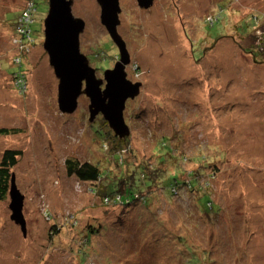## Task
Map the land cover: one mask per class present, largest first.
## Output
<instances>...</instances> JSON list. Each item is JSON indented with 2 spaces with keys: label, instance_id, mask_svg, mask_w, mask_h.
Returning a JSON list of instances; mask_svg holds the SVG:
<instances>
[{
  "label": "rangeland",
  "instance_id": "1",
  "mask_svg": "<svg viewBox=\"0 0 264 264\" xmlns=\"http://www.w3.org/2000/svg\"><path fill=\"white\" fill-rule=\"evenodd\" d=\"M119 3L126 77L142 83L123 111L128 169L137 179L144 163L134 159L155 166L172 152L186 170L208 160L212 166L198 174L211 212L203 215L197 195L155 182L147 204L104 206L92 184L66 174L68 157L109 160L105 168L101 134L111 129L101 114L89 121L84 94L73 113L59 111L58 79L43 49L48 1L38 3L31 43L10 25L27 0H0V126L20 129L0 136V157L4 148L23 151L14 176L26 221L23 232L9 196L0 201V264H264V52L251 37L264 0H154L147 9ZM72 13L85 21L80 51L103 79L119 52L100 7L74 0ZM18 71L27 79L24 93L13 80ZM160 225L173 233H158Z\"/></svg>",
  "mask_w": 264,
  "mask_h": 264
},
{
  "label": "water",
  "instance_id": "2",
  "mask_svg": "<svg viewBox=\"0 0 264 264\" xmlns=\"http://www.w3.org/2000/svg\"><path fill=\"white\" fill-rule=\"evenodd\" d=\"M73 1L48 0L49 9L43 21V49L58 79L59 111L63 114L73 113L78 106V98L84 94L89 99V121L101 114L114 133L122 137L128 130L123 115L125 103L139 95L142 83L126 77L125 67L130 62V55L117 29L121 12L119 0H96L100 7V22L119 52V59L114 66L104 70L103 79L97 78L87 56L80 51L79 38L85 28V21L73 15ZM136 1L144 9L151 7L154 2ZM9 199L11 219L25 232L24 195L16 186L14 174L11 175Z\"/></svg>",
  "mask_w": 264,
  "mask_h": 264
},
{
  "label": "trees",
  "instance_id": "3",
  "mask_svg": "<svg viewBox=\"0 0 264 264\" xmlns=\"http://www.w3.org/2000/svg\"><path fill=\"white\" fill-rule=\"evenodd\" d=\"M40 1L48 0H38L34 8L35 11L32 12V16H34L35 12H37L38 3ZM19 16L15 18L10 25L18 28V32H22V36L25 38L26 42L32 43V41L36 40L33 36L34 30L32 28V24L35 21L23 23L21 17ZM261 18L264 17L260 16L259 18L257 16H252L251 18L253 23H255V25H253V27L255 26L254 34L252 32L251 36H256L254 38L256 41L254 46L259 54L264 52V29H261L260 25L257 24V19ZM33 20H35V16ZM27 45L29 46L28 43ZM15 48L20 50L18 47ZM23 72L24 71L14 72L12 75L14 82L17 83L18 89L20 91L23 89L24 93L25 86L27 85V79H24ZM100 116L102 119L103 116ZM105 124L109 127L107 121ZM126 126L129 127L127 124ZM19 131L20 129L10 128L4 125L0 126V136L13 135ZM107 132V134H101L103 141L100 148L103 152L105 150L108 153V156L110 157V163H112V165H109L110 163H108L107 166L105 165V168L101 166L103 164H107L109 160L104 163L98 162L97 164L91 163L89 161L81 162L78 159L71 157H68L64 160L66 174L69 176H74L79 182H83L84 184H92V187H89V190L91 189L93 193L97 191L100 192L99 196L101 197V203L104 206L111 205L119 208H125L136 202L147 204L150 199H152V194H154L152 193V188L155 182L156 184L162 185L164 188H166L169 193H176L178 189H184L185 191H189L190 194L197 195L196 205L202 204L204 206L205 213L203 215L211 212L209 209V207H211L210 198L208 194L204 192L205 189L203 190L204 187H208V184L206 183L204 186L201 185L200 178L202 174H198V170L200 168L208 169L210 165L212 166V164H209L208 160L206 162L200 159L202 162H200L199 165H197L195 168L186 170L183 169L179 163H177L178 158L176 161L175 157L173 156V152L170 155L166 154V163L162 162L161 160L157 162L155 166L149 164L148 157L147 160L140 159L135 161L134 159V163L136 165H141L144 163L142 166L143 169L139 174L140 176L136 179L135 172L133 169L129 171L128 163L125 160V156H127V154L129 155V153H133L129 147L123 146L122 144L126 138L119 137L112 129L110 132ZM100 133H102V131ZM168 140L169 139H167V141ZM22 155L23 151L17 148H4L1 152L0 201L5 200L6 197L9 196L11 175L14 174V168L18 164V161ZM142 157L144 156L142 155ZM157 159H159V157ZM183 159H185V156H183L182 160ZM212 174H214V172ZM157 180H159V182H156ZM47 216L50 220L53 217L51 212H48ZM157 232H165L168 235L169 233H173V230H168V228L160 225L158 226ZM87 237L91 238L92 235L88 234Z\"/></svg>",
  "mask_w": 264,
  "mask_h": 264
},
{
  "label": "built area",
  "instance_id": "4",
  "mask_svg": "<svg viewBox=\"0 0 264 264\" xmlns=\"http://www.w3.org/2000/svg\"><path fill=\"white\" fill-rule=\"evenodd\" d=\"M38 0H27V4H26V10L24 11V13L21 15V20L23 21V23H27V22H32L33 21V16H32V12L35 11V5L37 3ZM18 42H20V40L17 39Z\"/></svg>",
  "mask_w": 264,
  "mask_h": 264
},
{
  "label": "bare ground",
  "instance_id": "5",
  "mask_svg": "<svg viewBox=\"0 0 264 264\" xmlns=\"http://www.w3.org/2000/svg\"><path fill=\"white\" fill-rule=\"evenodd\" d=\"M137 2V1H136ZM140 8V7H139ZM264 32V31H263ZM252 37V39H254L256 36H251Z\"/></svg>",
  "mask_w": 264,
  "mask_h": 264
},
{
  "label": "flooded vegetation",
  "instance_id": "6",
  "mask_svg": "<svg viewBox=\"0 0 264 264\" xmlns=\"http://www.w3.org/2000/svg\"><path fill=\"white\" fill-rule=\"evenodd\" d=\"M137 6H138V4H137ZM143 9V8H142ZM113 67V65L112 66H110L109 68H112Z\"/></svg>",
  "mask_w": 264,
  "mask_h": 264
},
{
  "label": "clouds",
  "instance_id": "7",
  "mask_svg": "<svg viewBox=\"0 0 264 264\" xmlns=\"http://www.w3.org/2000/svg\"><path fill=\"white\" fill-rule=\"evenodd\" d=\"M115 64V63H114ZM114 66V65H113ZM108 69V68H107ZM104 72V71H103Z\"/></svg>",
  "mask_w": 264,
  "mask_h": 264
}]
</instances>
